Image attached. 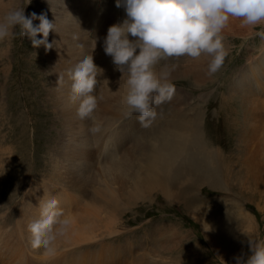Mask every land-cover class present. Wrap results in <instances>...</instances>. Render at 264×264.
Here are the masks:
<instances>
[{
	"label": "rangeland",
	"instance_id": "374dc122",
	"mask_svg": "<svg viewBox=\"0 0 264 264\" xmlns=\"http://www.w3.org/2000/svg\"><path fill=\"white\" fill-rule=\"evenodd\" d=\"M1 2L0 16H3L9 8L24 7L26 15L32 11L38 14L43 12L53 20L54 25V29H50L48 35V40L53 45L47 50L43 44L34 46L31 38L26 34L20 36L18 27L14 30L16 34L0 40V213L2 217L11 219L2 227L9 235L10 244H18L21 250L20 259L12 257L8 264H22L24 261L28 264H73L80 256L74 251L75 246L83 247L87 258L95 254L99 247L97 239L88 240L86 244L81 245L71 238V233H77L81 226L88 225L84 217L89 206L95 203L90 202L92 197L90 194H93V185H99L102 179L100 161L105 154L102 155L97 133L101 131V134L107 126L106 121L112 120L113 128L110 132L107 135H100L104 144L111 148L110 152L118 156L130 150L138 155L136 143L146 137V128L152 124L143 126L137 118L139 115L137 112L125 114L127 105L123 106L122 102L101 97L108 94L104 88L112 84L120 85L125 95L127 92V73L121 72L103 47L108 26L121 21L126 13L123 7L116 5L115 0H30L29 3L28 0H2ZM33 23H39L38 17L33 19ZM42 35L43 33H37V37ZM226 43L225 40L224 44ZM64 50H70L71 53H65ZM231 51L239 52V50H228V54ZM91 52L94 62L102 69L97 73V83L92 90L98 96V106L93 113L95 119L78 116L76 111L78 100L71 95L72 76L68 72V67L74 65L80 56ZM185 57L187 55L164 57L154 66L158 72L164 64H175L169 76L175 85L171 98L161 104L153 105L158 117L166 114L169 108H175L180 102L188 100L189 104L198 101L205 112L215 107L213 101L216 97L215 91L219 87L216 80L219 79L215 73H211L208 77L212 76L213 79L214 76L213 82L209 81L210 78L202 81L199 79L198 82V79L194 80L193 74H189L186 76L190 77V80L184 81L185 84L181 83L179 79L184 76L180 68ZM229 80L224 82L226 88H229ZM63 84L69 87L70 91L65 90ZM197 93H199L198 97ZM227 98H234L237 103L241 102L240 96L236 94H230ZM238 111L237 115L234 113L235 120H240L239 125H241L243 124L241 122H245L244 113L241 114V108ZM71 113L74 114L72 119L69 117ZM96 122L100 123V128L93 132L91 128ZM215 122L219 121L216 119ZM213 127L208 125L207 128L211 130ZM240 128H231L230 134L223 131L218 135L220 139L212 142L214 144L218 142L216 147L224 152L232 149L233 153L234 151L236 153L240 146L239 140L242 139L241 135L245 132L244 127ZM258 137L259 135H256L252 143ZM76 140H80L81 145L85 147L82 158L73 155L69 150L68 144ZM239 173L240 170L234 166L231 175L228 178L224 176L225 182L230 187H226L227 185L225 186L221 181L220 187L202 185V198L197 204L201 206L200 212L202 215L204 213V218L209 216L211 220L210 228L207 227L209 234H212L211 228L215 223L216 228L218 226L220 230L221 227L228 228L223 230L226 234L220 237L216 234L215 238L219 248L233 246L231 255L225 257L226 264H232L231 258L235 262L238 254H242L244 259L247 258L250 249L246 234H255L260 238L264 236V186L261 209H259L256 202L243 198L241 188L247 186L249 181L238 179ZM58 188L62 192L69 194L71 192L73 197L79 195L73 199L74 202L78 199V202H75L76 208L74 205L72 208H64L66 212L72 213L73 224L65 236L57 237L54 242L55 250L46 253L43 246L32 245L31 233L26 232L24 223L28 217L39 214L33 209L37 203L35 199L40 194L46 195L48 191L53 189L57 191ZM151 193L144 198L145 201L138 199L121 208L118 216L113 218L112 228L117 231L109 235V238L106 232L110 225H100L103 233L106 234L103 239L106 238L113 244L105 247L110 250L104 249L109 255L113 253L109 261L116 257V253H122L120 260H114L115 264H194L205 260L207 264H222L217 254L221 251L213 249L201 229V224L193 219L190 212L183 210L181 204L166 201L161 194L155 195L156 192H153L151 195ZM237 203L243 205L252 215L257 224L254 233L241 226L238 227L240 215L234 212ZM194 208L192 207L191 211ZM95 225H98V221L89 224V226ZM194 244L200 246L196 248ZM96 253L102 256L103 252Z\"/></svg>",
	"mask_w": 264,
	"mask_h": 264
},
{
	"label": "bare ground",
	"instance_id": "6f19581e",
	"mask_svg": "<svg viewBox=\"0 0 264 264\" xmlns=\"http://www.w3.org/2000/svg\"><path fill=\"white\" fill-rule=\"evenodd\" d=\"M240 21L241 18L239 17H230L228 23L222 29L223 41L224 43L225 40L227 42L225 47L228 50H239V52H229L221 67L214 72L219 79L216 80L219 87L217 85L216 97L213 101L215 107L212 110L205 112L203 106L197 103L198 101L189 104V100L183 101V103L180 102L175 108H169L163 116L155 117L151 126L146 128V137L136 143L138 144L136 147L139 152L138 155L133 154L134 152L132 153L130 150L124 155L118 156L110 152L112 151L110 150L111 148L104 144L105 142L100 135H107L110 132L113 128L112 120L106 121L107 126L101 134V131L97 133V139L100 140L99 146L102 147V155L103 153L105 154V157H102L103 159L101 158L100 161L102 179L100 182L97 181L99 185H93V190L91 189L93 194L88 193L92 195L90 202H95L89 208L86 207L88 209L84 219L88 222V225L81 226L77 233H71V238L81 245L86 244L88 240L97 239L99 247L94 252L95 254L87 258L84 254L85 249L80 245L75 246L74 251L79 253L80 256L77 257L73 264H115V259L117 261L119 258L121 259L123 254L116 253V257L109 261L113 253L109 255L104 252V249L110 250L105 247L113 244L103 238L106 237V234L109 238V235L117 231V229L112 228V225H114L113 218L121 211V208L138 199L145 201L144 198L148 197L151 192H156L155 195L161 194L166 201L181 204L183 210L189 211L193 219L201 224V229L206 234V238L213 249L221 251V253H217L220 263L226 264L225 257L231 255L233 246H224V249L219 248L215 238L216 234L217 237L226 234L223 230L228 228L221 227L220 230L218 226L216 228L215 223L211 228L212 234H209L207 227L210 225L211 220L209 216L204 218V213L202 215V212H200L201 206H197L198 201L202 198V185L220 187L221 181L225 186L227 185L226 187H230L225 182V177L228 178L231 175L235 166L237 170H240L238 179L243 178L249 181L247 186L241 188L240 192L244 195L243 198L256 202L259 209H261L264 186V21L256 25H244ZM64 51L65 53H71L70 50ZM185 58L182 60L183 64L180 68V72L184 76V78L179 79L181 83L190 80V77L186 76L189 74H193L194 80L198 79V82L199 79L202 81L205 78H210V82L215 80L214 76L213 79L212 76L208 77V62L210 58L207 53H202L199 57L187 56ZM228 80L231 86L229 85V88H226L224 82ZM63 87L65 90L70 91V88L64 84ZM104 90L108 94L101 95L102 98L104 97L106 100L114 99L117 102H122L123 106L126 105L124 103L125 93L124 91L122 92L120 85L112 84L106 86ZM230 94L240 96L241 102L237 103L236 99L227 98ZM68 95L70 94L68 93ZM198 95L199 93H197V97ZM240 108L241 114L243 112L245 118V122H241L243 123L241 125H239L240 120H235V115L239 113L238 110ZM73 116L74 114H69L71 119ZM216 119L219 121L218 123L215 122ZM208 125L214 126L211 129L213 130L212 134L211 130L207 128ZM240 127H244L245 132L241 135L242 139L239 140L238 152L236 151L235 153L234 151L233 153L232 149L224 152L216 147L218 142L215 144L212 142L220 139L219 133L225 131L224 133L230 134L231 128L238 129ZM256 135H259V137L252 143ZM68 147L73 155L81 158L84 156L85 147L81 145L80 140L70 142ZM80 164L83 165V163ZM91 176L93 177V175ZM96 180H98V177ZM90 181L92 182L91 179ZM77 193L79 194V192ZM48 195H56L60 206L63 208H72L73 205L75 208L77 207L75 202H78V199L75 202L73 199L79 195H74L73 197L71 192L70 194L65 191L62 192L58 188L57 191H54V189L48 191L46 195L40 194L35 199V202L37 200V203L33 206L35 211L40 213V199ZM206 200L209 201V199ZM192 207L196 208L191 211ZM234 212L240 215L238 227L241 226L254 233L253 230L257 228V224L254 222L250 212L243 205H239V203H237ZM1 215L0 213V264H8L9 259L12 257L20 259L21 250L18 244H10L9 235L2 228L8 223L10 218L2 217ZM31 218L28 217L24 223V228L28 234L31 233L30 226H28ZM206 218L207 220H204ZM80 219L83 220L82 217ZM96 221H98V225L89 226V224ZM100 225H110L106 234L103 233ZM194 246L198 248L200 245L194 244ZM96 252H103L101 253L102 256ZM244 253H246L245 250ZM206 261L202 263L199 261L194 264H207ZM231 261L232 264H235L233 258H231ZM22 264L28 263L24 261Z\"/></svg>",
	"mask_w": 264,
	"mask_h": 264
},
{
	"label": "clouds",
	"instance_id": "9594fccd",
	"mask_svg": "<svg viewBox=\"0 0 264 264\" xmlns=\"http://www.w3.org/2000/svg\"><path fill=\"white\" fill-rule=\"evenodd\" d=\"M115 3L123 7L126 15L108 26L103 47L121 72L127 73L125 114L137 112L145 127L157 116L153 105L170 99L175 88L169 79L175 64H164L158 72L154 68L161 58L199 57L207 53L208 72L214 73L228 54L222 29L230 17L241 18L244 25L264 21V0H115ZM37 17L39 23L34 24ZM17 27L19 35L26 34L34 46L43 44L46 50L52 47L48 35L54 29L53 20L45 13L32 11L26 15L24 7L9 8L0 16V40L16 34ZM37 33L43 35L37 37ZM100 71L92 52L80 56L68 67L72 76L71 95L78 100L76 111L81 118L95 119L98 96L92 90ZM99 128L100 123L96 122L91 130L96 132ZM40 205V213L29 220L31 243L52 252L57 237L68 233L74 217L60 206L56 195L41 197ZM246 235L250 253L246 259L242 254L236 255L235 264H264V238Z\"/></svg>",
	"mask_w": 264,
	"mask_h": 264
}]
</instances>
